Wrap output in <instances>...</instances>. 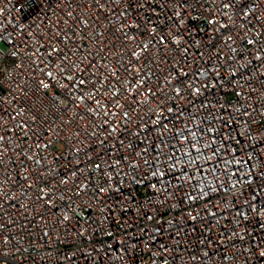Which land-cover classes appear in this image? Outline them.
<instances>
[{
    "label": "built area",
    "instance_id": "obj_1",
    "mask_svg": "<svg viewBox=\"0 0 264 264\" xmlns=\"http://www.w3.org/2000/svg\"><path fill=\"white\" fill-rule=\"evenodd\" d=\"M0 264H264V0H0Z\"/></svg>",
    "mask_w": 264,
    "mask_h": 264
},
{
    "label": "snow or ice",
    "instance_id": "obj_2",
    "mask_svg": "<svg viewBox=\"0 0 264 264\" xmlns=\"http://www.w3.org/2000/svg\"><path fill=\"white\" fill-rule=\"evenodd\" d=\"M226 7L228 6V5H225ZM250 43L252 42V41H249Z\"/></svg>",
    "mask_w": 264,
    "mask_h": 264
}]
</instances>
